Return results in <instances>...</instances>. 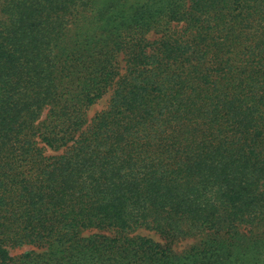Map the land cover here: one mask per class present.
Segmentation results:
<instances>
[{
    "label": "trees",
    "instance_id": "1",
    "mask_svg": "<svg viewBox=\"0 0 264 264\" xmlns=\"http://www.w3.org/2000/svg\"><path fill=\"white\" fill-rule=\"evenodd\" d=\"M0 264H264V0H0Z\"/></svg>",
    "mask_w": 264,
    "mask_h": 264
},
{
    "label": "rangeland",
    "instance_id": "2",
    "mask_svg": "<svg viewBox=\"0 0 264 264\" xmlns=\"http://www.w3.org/2000/svg\"><path fill=\"white\" fill-rule=\"evenodd\" d=\"M70 26L71 24H67V28H69ZM157 36L158 34L153 35L150 38L153 40ZM122 72H124V68ZM111 94H112V90L108 91L101 99H99L98 101H96L95 103H93L92 105L88 107L87 109L88 122L85 125V127L88 124H90L98 114H100L102 111L108 108ZM48 111H49V106H44V108L42 109L39 115L38 121L40 122L43 121L46 118ZM35 139L37 142V147L44 150L42 152L43 156L52 157L55 155H60L63 152V148L52 149L46 146L45 143L41 140V138L36 136ZM128 232L130 235H133V236L135 235L146 236L154 241L167 245L168 247L172 249V251L177 252V253L185 252L191 249L193 246L197 245L199 241L204 237L203 235L205 234V233L204 234L196 233L194 235H190L187 237H178L176 239H171L167 237L166 235H162L158 233L156 230L147 229L144 227L136 228L135 230L127 231V233ZM80 234L82 237H88V236H92L95 234H101L107 237H117V236L122 235V233H119L117 229H114L112 227H99V226L83 229ZM44 249L34 244H23V245L11 247L10 255L13 257H17L22 254L31 252L32 250L42 251Z\"/></svg>",
    "mask_w": 264,
    "mask_h": 264
}]
</instances>
